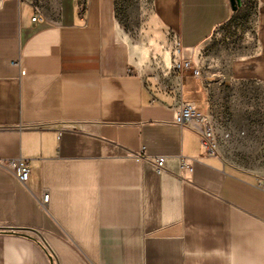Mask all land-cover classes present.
Returning <instances> with one entry per match:
<instances>
[{
	"label": "crops",
	"instance_id": "0c3cea01",
	"mask_svg": "<svg viewBox=\"0 0 264 264\" xmlns=\"http://www.w3.org/2000/svg\"><path fill=\"white\" fill-rule=\"evenodd\" d=\"M121 1L0 7V264H264V175L176 122L184 102L208 114L213 81L176 62L203 70L243 6L148 0L127 23ZM248 32L225 75L264 82V0Z\"/></svg>",
	"mask_w": 264,
	"mask_h": 264
},
{
	"label": "rangeland",
	"instance_id": "374dc122",
	"mask_svg": "<svg viewBox=\"0 0 264 264\" xmlns=\"http://www.w3.org/2000/svg\"><path fill=\"white\" fill-rule=\"evenodd\" d=\"M147 1L122 0V19L127 23L138 19L137 10ZM254 14V0H246L232 25L218 30L204 46L201 72L202 77L213 79L209 81L207 115L214 127L217 153L228 162L264 175V82L225 75L230 61L254 50V38L248 32Z\"/></svg>",
	"mask_w": 264,
	"mask_h": 264
},
{
	"label": "built area",
	"instance_id": "2783aa9c",
	"mask_svg": "<svg viewBox=\"0 0 264 264\" xmlns=\"http://www.w3.org/2000/svg\"><path fill=\"white\" fill-rule=\"evenodd\" d=\"M5 0H0V7L3 5ZM44 18L40 13H36L32 17L33 22L42 21ZM176 69L183 74L184 72H190L193 77H202L201 69L195 66L191 59L184 58L176 62ZM176 122L181 126L187 125H198L200 129V134L202 137V142L207 150L211 154L217 153V147L214 142L215 133L214 127L208 118V115L200 110H198L192 103L184 102L182 103L176 113ZM166 158L159 157L155 160V168L157 171L162 172L166 170L165 167ZM11 165L15 170V174L22 183H26L30 178V166L29 162L24 158H18L11 161ZM185 165V162H184ZM50 192L48 189L44 191L43 203L49 201Z\"/></svg>",
	"mask_w": 264,
	"mask_h": 264
},
{
	"label": "water",
	"instance_id": "95a60500",
	"mask_svg": "<svg viewBox=\"0 0 264 264\" xmlns=\"http://www.w3.org/2000/svg\"><path fill=\"white\" fill-rule=\"evenodd\" d=\"M232 8L238 10L242 6V0H231Z\"/></svg>",
	"mask_w": 264,
	"mask_h": 264
},
{
	"label": "trees",
	"instance_id": "16d2710c",
	"mask_svg": "<svg viewBox=\"0 0 264 264\" xmlns=\"http://www.w3.org/2000/svg\"><path fill=\"white\" fill-rule=\"evenodd\" d=\"M242 4H243V1H242ZM246 5V2L244 3V5H242L244 8ZM254 7H255V13H256V7H257V0H254ZM5 233H10V234H22V235H26V234H23V233H18V232H13V231H10V232H5Z\"/></svg>",
	"mask_w": 264,
	"mask_h": 264
}]
</instances>
